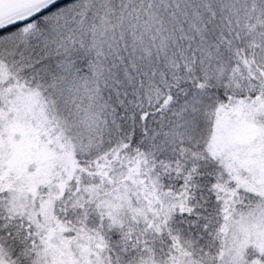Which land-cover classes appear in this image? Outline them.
<instances>
[{"label":"snow or ice","instance_id":"6c2138e0","mask_svg":"<svg viewBox=\"0 0 264 264\" xmlns=\"http://www.w3.org/2000/svg\"><path fill=\"white\" fill-rule=\"evenodd\" d=\"M0 264H264V0H0Z\"/></svg>","mask_w":264,"mask_h":264}]
</instances>
